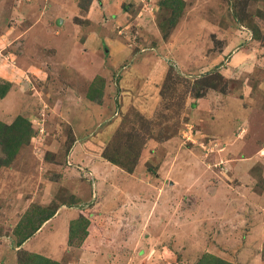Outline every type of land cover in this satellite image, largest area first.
Instances as JSON below:
<instances>
[{
    "label": "rangeland",
    "instance_id": "1",
    "mask_svg": "<svg viewBox=\"0 0 264 264\" xmlns=\"http://www.w3.org/2000/svg\"><path fill=\"white\" fill-rule=\"evenodd\" d=\"M261 153L264 0H0V264H264Z\"/></svg>",
    "mask_w": 264,
    "mask_h": 264
},
{
    "label": "crops",
    "instance_id": "2",
    "mask_svg": "<svg viewBox=\"0 0 264 264\" xmlns=\"http://www.w3.org/2000/svg\"><path fill=\"white\" fill-rule=\"evenodd\" d=\"M106 7V6H105ZM73 10V9H72ZM109 10H111V6H107V11H109ZM73 12H75V10L73 11ZM102 16L104 17L105 15L102 13ZM119 17H121V18H123V17H125V14H120V16ZM114 20V19H113ZM68 26V25H67ZM68 28V27H67ZM66 28V29H67ZM70 28V27H69ZM67 33H66V32ZM65 31H63V33H66V34H75V32L74 31H70L69 29L68 30H65ZM89 34H97V33H94L93 31H91ZM257 158L256 159H263L264 160V154L263 153H261V154H259V156H256ZM47 224V222L44 224V226Z\"/></svg>",
    "mask_w": 264,
    "mask_h": 264
},
{
    "label": "trees",
    "instance_id": "3",
    "mask_svg": "<svg viewBox=\"0 0 264 264\" xmlns=\"http://www.w3.org/2000/svg\"><path fill=\"white\" fill-rule=\"evenodd\" d=\"M29 237H30V234H26V235L24 236L23 241H24L25 239H28Z\"/></svg>",
    "mask_w": 264,
    "mask_h": 264
}]
</instances>
